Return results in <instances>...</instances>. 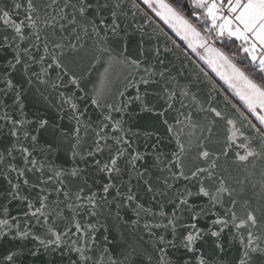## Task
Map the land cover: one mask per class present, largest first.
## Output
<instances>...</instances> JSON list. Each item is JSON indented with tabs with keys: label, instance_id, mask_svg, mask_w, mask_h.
Instances as JSON below:
<instances>
[{
	"label": "snow or ice",
	"instance_id": "obj_1",
	"mask_svg": "<svg viewBox=\"0 0 264 264\" xmlns=\"http://www.w3.org/2000/svg\"><path fill=\"white\" fill-rule=\"evenodd\" d=\"M0 264H264V0H0Z\"/></svg>",
	"mask_w": 264,
	"mask_h": 264
},
{
	"label": "water",
	"instance_id": "obj_2",
	"mask_svg": "<svg viewBox=\"0 0 264 264\" xmlns=\"http://www.w3.org/2000/svg\"><path fill=\"white\" fill-rule=\"evenodd\" d=\"M138 39V37H132L131 38V44H130V47L132 48V49H134L135 48V41Z\"/></svg>",
	"mask_w": 264,
	"mask_h": 264
}]
</instances>
